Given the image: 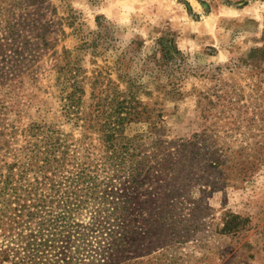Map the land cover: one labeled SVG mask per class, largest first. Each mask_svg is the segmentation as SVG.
I'll return each mask as SVG.
<instances>
[{
  "label": "rangeland",
  "instance_id": "1",
  "mask_svg": "<svg viewBox=\"0 0 264 264\" xmlns=\"http://www.w3.org/2000/svg\"><path fill=\"white\" fill-rule=\"evenodd\" d=\"M7 17L36 18L47 42L24 72L13 149L22 129L45 126L90 147L78 162L103 178L115 171L103 172L92 94L114 89L142 113L123 128L124 171L100 186L120 202L124 259L264 264V0H0ZM160 39L177 52L161 54ZM74 82L91 125L65 115ZM5 151L3 174L16 160ZM2 223L0 253L14 236Z\"/></svg>",
  "mask_w": 264,
  "mask_h": 264
},
{
  "label": "trees",
  "instance_id": "2",
  "mask_svg": "<svg viewBox=\"0 0 264 264\" xmlns=\"http://www.w3.org/2000/svg\"><path fill=\"white\" fill-rule=\"evenodd\" d=\"M39 26L36 18L14 22L7 17L0 23V150L5 148V154L14 152L16 158L13 164H7L6 174L0 173V227H4V221L14 232L1 250L0 263L144 264L121 256L125 252L121 249L125 232H119L117 224L121 218L116 214L120 202L112 189L100 188L101 184H113L133 155L130 139L123 133L125 122L142 117L122 94L114 89L92 94L91 109L96 113L94 119H98L103 148L99 157L103 172L113 170V174L100 178L86 173L77 153L83 151V156L90 157V147L68 144L45 126L33 124L22 129L24 144L18 149L11 147L10 140L20 130L16 126L20 115L17 103L24 72L47 43L45 30ZM158 44L165 57L177 52L164 39ZM78 87V82L72 83L71 92L62 96L65 115H76L84 125H91L88 115L80 114ZM211 163L219 165L215 157ZM29 172L35 175L30 177ZM89 205L93 206L90 221L82 225L77 218ZM111 214L116 215L113 222Z\"/></svg>",
  "mask_w": 264,
  "mask_h": 264
}]
</instances>
